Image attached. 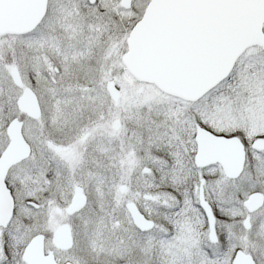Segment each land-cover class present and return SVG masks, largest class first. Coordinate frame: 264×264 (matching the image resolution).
Instances as JSON below:
<instances>
[{"label": "snow or ice", "instance_id": "snow-or-ice-1", "mask_svg": "<svg viewBox=\"0 0 264 264\" xmlns=\"http://www.w3.org/2000/svg\"><path fill=\"white\" fill-rule=\"evenodd\" d=\"M0 264H264V0H0Z\"/></svg>", "mask_w": 264, "mask_h": 264}]
</instances>
